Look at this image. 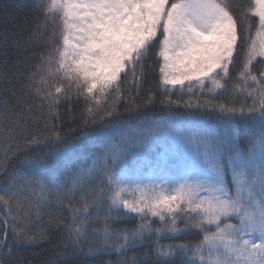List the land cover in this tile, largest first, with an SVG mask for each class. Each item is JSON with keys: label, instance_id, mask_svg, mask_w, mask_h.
Instances as JSON below:
<instances>
[{"label": "snow or ice", "instance_id": "obj_1", "mask_svg": "<svg viewBox=\"0 0 264 264\" xmlns=\"http://www.w3.org/2000/svg\"><path fill=\"white\" fill-rule=\"evenodd\" d=\"M14 7L40 51L0 32V264H264V0Z\"/></svg>", "mask_w": 264, "mask_h": 264}, {"label": "trees", "instance_id": "obj_2", "mask_svg": "<svg viewBox=\"0 0 264 264\" xmlns=\"http://www.w3.org/2000/svg\"><path fill=\"white\" fill-rule=\"evenodd\" d=\"M18 0H0V32H3L7 29L9 36V41H16L23 47L29 48V55L31 60L28 62L29 67L34 66L39 62V55L37 54L40 51L38 45H32L28 42V37L30 33L35 28L36 21L33 18L32 13L29 9H16L14 5ZM2 39V37H0ZM10 51L15 52L16 49H10ZM127 88V86H125ZM126 103V100L121 98L118 100V107L123 111V105ZM84 105L83 103L73 104L71 106V111H67L61 108V120L63 121V126L67 129L68 126H74L79 124L84 118L83 113ZM151 111H161L160 109H152ZM177 112H186L192 111L184 108L175 109ZM45 222L49 220V217L45 215ZM129 223H134L130 221ZM49 232H52V229H48ZM38 236L39 233L37 232ZM55 240H59L58 234H54ZM181 239H196L195 236L185 235ZM167 242V241H165ZM52 241H38L33 244L20 245L17 248V253L20 256L23 264H46L47 261L52 259L53 253L49 251L50 244ZM143 251V249H140ZM114 257H103V259H111ZM81 264H88L86 261H81Z\"/></svg>", "mask_w": 264, "mask_h": 264}]
</instances>
